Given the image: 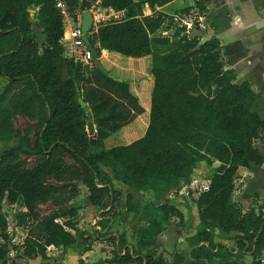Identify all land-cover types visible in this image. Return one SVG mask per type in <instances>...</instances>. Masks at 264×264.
Returning a JSON list of instances; mask_svg holds the SVG:
<instances>
[{
	"label": "trees",
	"instance_id": "trees-1",
	"mask_svg": "<svg viewBox=\"0 0 264 264\" xmlns=\"http://www.w3.org/2000/svg\"><path fill=\"white\" fill-rule=\"evenodd\" d=\"M67 1L73 13L100 2L127 14L126 21L100 27L94 40L90 36L99 47L89 66L65 57L63 19L53 0H0V78L6 82L0 94V142L17 140L0 151L1 253L10 246L6 216L14 205L26 210L14 215L16 225L27 230L26 258L51 264L49 247L78 249L79 208L71 201L80 184L88 190L89 205L102 211L98 225L105 233L96 231V240L113 248L107 263L167 264L158 254L160 237L184 215L172 201L143 205L134 194L173 196L191 185L205 163L213 174L208 189L193 201L199 225L187 239L189 253L177 254L174 264H264V202L256 197L243 210L234 201L240 170L264 165V153L256 146L264 137V118L255 110L260 95L228 67L221 40L213 36L203 42L196 21L186 34V27L158 10L176 0ZM207 2L197 0L179 15L198 10L210 20ZM33 20L43 31V44L32 33ZM164 31L172 34H159ZM103 50L136 63L149 61L145 70H134L141 74L132 75L147 74L145 84L119 79L107 69L105 74L98 61ZM151 86L149 121L128 138V131L137 130L131 124L146 112L142 93H150ZM79 95L103 126L96 146ZM18 116L35 123L34 139L31 130L14 131ZM118 135L123 142L113 139ZM22 156L34 157V165ZM118 183L130 190L125 198ZM49 202L57 210L40 215L39 206ZM122 207L138 220L134 245L125 233L112 231ZM88 250L83 247L81 253Z\"/></svg>",
	"mask_w": 264,
	"mask_h": 264
},
{
	"label": "rangeland",
	"instance_id": "rangeland-1",
	"mask_svg": "<svg viewBox=\"0 0 264 264\" xmlns=\"http://www.w3.org/2000/svg\"><path fill=\"white\" fill-rule=\"evenodd\" d=\"M190 0H188V3ZM174 7L178 6V3L173 5ZM163 11V10H162ZM149 13V10L145 9V13ZM165 12V11H163ZM175 15V14H174ZM179 15V14H177ZM208 28H206L207 30ZM208 31V30H207ZM172 34V32H171ZM225 39V38H224ZM121 59H114V56L111 55L110 58H107V60H102L101 63L107 70L111 72L113 76L118 77L119 79L123 80H131L134 84H141L144 85L147 78V74L143 75L140 78H136L132 75L134 74H141L135 72L134 70H138L139 68H142L144 66L143 63H136L134 61H131V58H127L124 56H120ZM224 57L228 63V65L231 67H234L239 75V82H244L247 81L251 84L253 90L260 95V100L257 103L255 110L264 118V63L261 62V58L259 55H256L252 58L243 60L241 62L231 60L233 56H228L227 53L224 51ZM109 61V62H108ZM248 62H251V64H248ZM128 70H131V72H128ZM5 80L3 78H0V94L3 92L5 88ZM141 85H136L138 87H141ZM142 88V87H141ZM153 86H151L150 93H142V105L146 109V112L138 118L135 122H133L131 125L133 128L137 129L138 131L141 130L138 128L140 127L144 121H146L150 118V107H151V92H152ZM82 90L85 91V88L82 86ZM140 93V92H139ZM141 94V93H140ZM149 94V97H148ZM132 109V108H131ZM34 125L35 123L31 122L30 120L18 116L13 120V128L16 133H19L21 135L24 134L26 130H31L32 131V138L34 139ZM95 132L96 134L101 135V126H99V123H95ZM103 127V126H102ZM146 132V131H145ZM144 131H142L141 134H145ZM120 135V134H119ZM114 136L113 139H118L122 141V136ZM111 142V141H110ZM110 142H107V145L110 144ZM123 142V141H122ZM17 143V140H14L10 143H2L0 142V151L4 149L5 147H11ZM114 143V142H113ZM112 143V144H113ZM256 146L264 153V137L262 140L258 141L256 143ZM22 159L26 160L27 164L29 167L34 165L35 158L34 157H25L22 156ZM68 161H71L70 159ZM218 166V164L215 165V167ZM108 173L111 171L106 169ZM213 174V169L208 168L205 163H203V166L199 170V172L195 173L193 175V182H196V187H199L198 189H201L203 186L207 184V181L211 178ZM51 183L55 185H61L55 181H52ZM74 185V184H71ZM117 188L120 189L123 192V196L125 198V195L127 194L126 191L129 189L126 188L124 185L121 183L117 184ZM76 192L75 197H73L71 204L73 206L78 207L79 211L83 208L86 207L87 205V195H88V190L84 186L80 184H76V189H74ZM130 192V190H129ZM196 195V194H195ZM193 194L188 195H182L180 192L173 196L165 195V194H160L156 195L154 192H146L143 194H137L136 198L143 203V205H146L150 202H158V203H164V202H173L175 201L177 204L180 203V208L182 211H184V220L181 223L180 219H174L171 221L169 228H168V233H171L172 231L176 233V241H172V246L171 245H165L163 240H160L158 243L159 248L158 249H188V244H187V239L192 236L193 234L196 233V230L199 225V218H198V211L197 208L195 207L193 201L196 198ZM258 198L259 201L264 202V165L261 168H254L253 171H247L244 169H241L239 172V175L236 177V191L234 193V201L243 209L247 210L248 208L251 207L252 203H254V200ZM17 212L21 211H26L24 208L20 207L19 205H16ZM124 209L125 215L127 214L126 208ZM57 210V207L54 206L51 202L41 204L38 208V213L42 216L49 215L52 211ZM101 211V210H98ZM82 213V212H81ZM85 212H83L84 214ZM90 219H87L88 215L82 217L83 215L78 214V224L81 225L80 228H78V231L76 232L78 235L79 240H90L96 238V231L103 236L104 230L102 228H99L98 230L96 229V226H98V219L101 217L100 214H97L95 216V213H93ZM122 214V213H121ZM122 217H117L116 219V228L114 227L112 229L113 232H118V233H125L127 234V241L128 237L129 239L134 240V223L138 220L136 218H132L131 220L126 219L125 222H122ZM136 222V223H137ZM171 231V232H170ZM181 240V241H180ZM129 243V241H128ZM84 244V243H83ZM85 246V245H83ZM54 253V252H53ZM52 255V254H51ZM264 256V254H263ZM52 259V258H51ZM264 259V258H263ZM53 260V259H52ZM252 260L248 259L247 263H251Z\"/></svg>",
	"mask_w": 264,
	"mask_h": 264
},
{
	"label": "crops",
	"instance_id": "crops-1",
	"mask_svg": "<svg viewBox=\"0 0 264 264\" xmlns=\"http://www.w3.org/2000/svg\"><path fill=\"white\" fill-rule=\"evenodd\" d=\"M207 1H208L207 9L209 12L208 17L210 18V20H206L205 28H208L207 29L208 31L206 29L204 30L202 29L205 34L202 41L204 42L206 40H209L213 36H216L221 40L223 52L225 51L228 56H233L231 60L234 61L236 60L238 62H241L243 60L259 55V57L261 58V62L264 63V0H207ZM196 2L197 0H190L189 3L188 0H176L170 5L165 6L164 8H160L158 10H163L168 15L174 17L177 16V14H179L181 10H184L188 7H194L196 5ZM177 3L178 6L174 7L173 5ZM146 9L149 10V13L146 12L145 14L151 15L152 11L149 9V7H146ZM162 33L163 32L161 33L159 32V34ZM169 34H171V32H169ZM111 55L114 56V59L116 58L120 60L118 56L111 54L106 50H103L101 57L98 59L102 68L107 69L105 68V66L102 65L101 61L107 60V58H110ZM144 62L147 64L144 65L143 70H145V68L148 67L149 61L144 60ZM248 64H251V62H248ZM231 68L235 69L234 67ZM238 79H239V75H238ZM130 128L131 127L127 129ZM139 134L140 131L137 130L134 131L133 129L127 132V137L131 138ZM126 193H129V190L126 191ZM134 195L136 196L137 194ZM173 203L177 205L178 209L184 215V211H182V209L180 208L181 206L180 203L177 204L175 201H173ZM98 210L99 208L91 206L89 205V203H87L86 207L79 211V214L83 215L82 217L88 215L87 219H90L92 218L91 216L94 215L93 213H95V216L97 214L100 215L102 214V211H98ZM123 211L124 209L122 207L120 210L122 214L118 216L119 218L122 217L121 218L122 222H125L126 219L128 220L129 219L131 220L132 218L134 219L133 214L127 213L125 215ZM83 212L85 213L83 214ZM116 220L113 225V228L116 226V222H117ZM98 221L99 222L102 221V218L99 217ZM136 222L134 223V225L136 224ZM80 227L81 225L78 224V228ZM99 228H101L99 225L96 226L97 230ZM114 233H117V231ZM167 233H168V229L160 237V240H163L165 245L167 244L172 246L171 243L172 241L173 242L176 241L175 238L177 235L173 231L169 234ZM26 235L27 232L25 230L20 231L18 236V241L24 239ZM96 238H98L97 235ZM96 238L92 239V241L90 240L88 241L87 239L84 241L79 240L78 249L51 246V248H49L51 251L47 250V255L51 260V264H109L107 263V261L113 257V248H111L105 241H102L101 239L96 240ZM128 241L129 244L131 245H134L136 242L135 240H134L135 242H133V239H129V237H128ZM83 247L84 248L90 247V250L81 253ZM188 253H189V249H162V248L158 249V254L163 256L167 264H174L175 256L177 254L187 255ZM41 264H42V260H41ZM213 264H216V262H214Z\"/></svg>",
	"mask_w": 264,
	"mask_h": 264
},
{
	"label": "built area",
	"instance_id": "built-area-1",
	"mask_svg": "<svg viewBox=\"0 0 264 264\" xmlns=\"http://www.w3.org/2000/svg\"><path fill=\"white\" fill-rule=\"evenodd\" d=\"M53 3L63 19L64 33L61 39V45L64 49V55L66 58L72 59L75 63L83 66H89L95 60L94 52L96 53V49L99 47L98 42L93 44L90 41V36L94 40L93 36L98 34L100 27L108 24L122 23L127 20L125 11H116L113 8L106 9L100 2L95 3L90 10L76 11L74 13L71 11L67 0H53ZM85 12H89L93 20L91 30L88 34H84L81 27L83 13ZM206 20V15L199 14L198 10L192 11L190 14L174 16L175 24L179 28L186 27V34H189L195 21L199 23L201 29H206ZM162 36H169V32L164 31ZM195 184L196 182H193L190 186L184 187L180 193L187 195L191 190L194 195L196 194L195 196L197 198L202 191L208 189L210 180L201 189H198L199 187H196ZM16 213L18 212L16 205H14L9 208V213L6 216L7 233L11 236V239L9 241V249H6L5 255L1 253L5 242L0 240V264H29L31 260L23 254V245L26 237L18 241L20 231L25 229L16 225L14 217ZM25 231L27 232V230ZM49 248L47 250L51 251Z\"/></svg>",
	"mask_w": 264,
	"mask_h": 264
},
{
	"label": "water",
	"instance_id": "water-1",
	"mask_svg": "<svg viewBox=\"0 0 264 264\" xmlns=\"http://www.w3.org/2000/svg\"><path fill=\"white\" fill-rule=\"evenodd\" d=\"M34 15H35V11H32L31 17L34 18ZM92 24H93V20H92L91 14L89 12L83 13V19H82L81 27H82V31L84 32V34L89 33V31L91 30ZM32 33H33L34 37L36 38V40L39 44L44 43L43 31L39 27L38 22L35 20L32 21ZM86 41H87V39H86ZM94 59H97V54L95 52H94ZM101 69L105 74H108L104 68H101ZM78 92H79V90H78ZM78 102H79L80 107L84 110V112L86 113L87 118H88V120H87L88 121V135L91 138V145L96 146L97 134L95 132L93 114L90 110V107L84 101V99L81 97V95H79ZM37 163H39V158L37 159ZM41 260H42L41 257H37L34 260H30V264H41Z\"/></svg>",
	"mask_w": 264,
	"mask_h": 264
}]
</instances>
